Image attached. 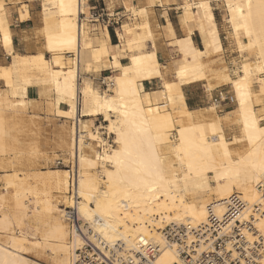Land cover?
Instances as JSON below:
<instances>
[{"label":"bare ground","instance_id":"bare-ground-1","mask_svg":"<svg viewBox=\"0 0 264 264\" xmlns=\"http://www.w3.org/2000/svg\"><path fill=\"white\" fill-rule=\"evenodd\" d=\"M186 1L181 7L186 38L174 42L181 55L175 80L152 92L140 90L139 84L163 78L165 66L155 51L139 49L152 38L149 22L123 28L121 40L130 55L128 63L122 64L123 49L109 44L106 29L99 35L90 34L82 17L88 0H44V46L53 54L48 60L43 53H15L10 24L0 13V40L11 56L8 67L0 65V82L7 86L0 90V162L11 167L21 162L30 151L27 136L33 133L41 138L36 107L42 99L47 118L74 121L71 126L63 123L57 146L75 158L74 192L81 199L71 203L67 196L71 187L68 170L23 178L15 171L10 174L8 181L15 187L13 204L6 203V193L0 194V264H74L83 242L67 223L62 202L77 204L80 216L109 243L122 241L127 251L140 242L159 247L155 264H187L164 231L169 226H185L187 244L194 246L199 241L192 230L207 227L212 209L220 235L239 228L240 241L248 252L262 243L259 257L250 264H264V0H225L232 35L242 51L255 52V60H245L243 74L229 78L236 110L220 117L215 115L217 105L211 104L207 108L214 112L210 120L203 116L205 109L201 115V111L170 102L171 97L182 95L183 86L207 80L208 61L223 50L211 0ZM193 6L198 8L195 19L190 18ZM29 17L24 9L20 20ZM192 24H197L204 50L192 39ZM242 37L248 39L247 44ZM65 54L73 55L69 68L60 61ZM110 66L119 74L106 80L112 88L102 92L89 74ZM32 71L41 76H32ZM254 76L257 90L252 84ZM29 87L40 89L38 100H13ZM61 103L68 108L60 109ZM98 116L107 125L84 134L81 129L87 124L83 119ZM234 123L239 135L228 141L225 128ZM101 129L115 136V146L99 137ZM87 139L99 143L103 151L86 153ZM30 178L41 185L49 183L54 193L39 191L41 185L39 189L36 184L28 185ZM194 247L195 259L208 244L201 240ZM240 264L248 263L241 260Z\"/></svg>","mask_w":264,"mask_h":264},{"label":"crops","instance_id":"crops-1","mask_svg":"<svg viewBox=\"0 0 264 264\" xmlns=\"http://www.w3.org/2000/svg\"><path fill=\"white\" fill-rule=\"evenodd\" d=\"M21 1L26 3L25 6H27L29 11L30 17L28 20H20V14L24 11L20 3L14 4L13 2H6V9L9 12L8 22L12 32L13 49L15 53L22 56L36 55L40 52L44 53L45 55H49L50 53L45 50L44 38H42L40 35L41 29L43 27V17L41 12L36 10V5L40 6L41 8L42 5L36 4L37 0ZM195 1L198 2L201 0ZM211 1L210 4L214 10V15L218 24V29L220 31V40L223 46L222 53H219V56L213 55L211 58L217 60L219 67H222L223 64H226L228 68L234 70V68L237 67L236 64H239L243 58L247 56V53L242 52V50L239 48L241 45L235 41L231 34L232 28L229 26V13L226 9L225 0ZM186 2V0H88V10L90 17L89 22L90 25L95 28L93 32H97L96 34L99 35V28L101 32L105 29L108 31L109 44L111 46H121L123 49L120 52L121 56L119 55L121 63L123 59L128 60L130 55L127 44L121 40L120 35L123 31V28L131 27L130 25H135V23L143 24L145 22H149L152 30V38H148L142 47H139V49H142L141 51H155L158 61L163 66H165L163 69H167V72H164L163 70V78L141 82L139 84L140 90L152 92L159 90L157 89L159 86L162 88L164 82H173L171 81V78H175V70L181 61L180 49L174 44V42L178 39L186 38V28L181 22V17L183 14L181 7L185 6ZM142 8H144L146 11L140 10ZM131 9H137L136 11H138L141 15L146 14L147 18L144 20L137 18V16L130 11ZM100 10H103L108 14L117 15L116 18H111L112 22L110 23L109 27H106L101 23V21H99L97 17H95V15L99 14ZM197 12V6H193L190 18L195 19ZM196 25L197 24L191 25V27L194 28L192 39L197 48L204 50L200 31L197 27H195ZM242 42L247 44L248 39L242 37ZM147 47L148 49H146ZM5 50L6 49L3 47L0 40V65H3L5 59L11 60L10 54L7 50ZM109 59L110 61H113L114 56L111 55ZM111 71L114 73V75L117 72L110 66L109 69H101L99 72L94 74L101 73L102 77L100 76L98 79H101V83L104 85L105 81L108 80L110 76H104L103 74L112 73ZM228 73L231 77L232 75L229 71ZM223 77L225 78L224 74L216 76L208 75L207 80L183 86L182 95L173 96V98L176 104L182 108H188L192 111L202 112L204 109L206 110L211 104H213V100L217 97L218 89H223L232 95L229 89L223 88L224 86L215 88L212 91L207 89V86H212L211 80H216L217 83H220ZM206 81H208L209 85H207ZM30 88L31 87L28 88L29 90L26 93V99L38 100L40 96V89H38V87ZM67 108L68 106L66 103L60 104V109L66 110ZM234 110H236V103L222 105V111L225 114L233 112ZM225 132L228 135V138H230L231 133H233L230 128H225ZM238 132L239 131L237 129L234 133Z\"/></svg>","mask_w":264,"mask_h":264},{"label":"rangeland","instance_id":"rangeland-1","mask_svg":"<svg viewBox=\"0 0 264 264\" xmlns=\"http://www.w3.org/2000/svg\"><path fill=\"white\" fill-rule=\"evenodd\" d=\"M6 2H13L14 4L20 3V5L22 6L23 9H27V7L25 6L26 3L23 2V1H21V0H0V5H1L0 6V13L2 12L4 14V17L7 18V20H8L9 12L6 9ZM43 3H44V0H37V3L36 4H41L43 6ZM42 9H43V7L41 8L40 6L36 5V10L39 11V12H41V15L43 17V10ZM131 12L134 15H136L137 18H140L142 20H144V19L147 18V15L146 14L141 15L135 9H133ZM82 17H83V19H86L85 22L87 21L86 23L89 24L88 27H90L89 28L90 29V34L92 36L97 35L96 34L97 32H93V30L95 28L92 27L90 25V23H89V19H88V18H90L89 17V10H87L86 15L85 16H82ZM137 24L138 23H135V25H137ZM43 25H44V21H43ZM135 25H130V26H135ZM229 26H231V25H229ZM98 32L101 33L100 28H99V31ZM40 35L42 36V38H44L43 30L42 29H41ZM154 38H155V36H154ZM239 48L241 49V47H239ZM146 49H148V47ZM244 51L246 52V50H243L242 52H244ZM40 53H42V52H40ZM246 53H247V56L245 58H243V60L239 64H236L237 67H235L234 70L228 68V66L226 64H223L222 67H219L218 64H217V60L210 58L211 61L209 60L208 61V64H209V67H210L211 71L207 74V79H208V75L216 76V75H220V74L221 75L224 74L225 75V78L223 77V79L220 81V83H217L216 80H211L212 86L208 84V81H206L207 82V85H209V86H207V89L212 91L215 88L223 87L224 86L223 88L229 89L230 92H231V94L234 96L235 94L233 92V89L231 88L229 78L230 79H236V78L240 77L243 74L241 72H244L243 62L245 60L246 61L255 60V52L254 51L247 50ZM45 57L48 60H52L53 59V54L50 53L49 55H45ZM61 57H62L60 59L61 63L65 62L67 68L71 67L73 55H72V57H70L69 55L65 54V55H63ZM10 61L11 60H6L5 59L4 62H3L4 67H8ZM127 62H128L127 59H123V61H122V63H127ZM3 65H1V66H3ZM163 70H164V72H167V69H163ZM228 71L232 75L231 77H230ZM116 74H118V72H116L115 75ZM31 75L34 76V77L41 76V74H39L36 71H32L31 72ZM103 75L104 76H112V75H114V73L112 72V73L103 74ZM89 76L92 79L94 85L96 87H98L100 89V91L103 92V91H107V90H109V89L112 88V86L108 88L107 81H105V84L103 85L101 83L102 80L101 79H98L101 76V73H97V74L90 73ZM258 76H262V74H258ZM171 79H172L171 81H174L175 80L174 77L171 78ZM110 81H111V79L109 80V82ZM252 84H253L255 90L259 89V85H258V82H257V76H254L252 78ZM160 88H161V86H159V88H157V89H160ZM6 89H7V86L4 85L2 82H0V90L3 91V90H6ZM26 93L27 92H26L25 89L21 90V96L14 95L13 96V100L14 101H17L19 99L24 98L26 96ZM262 98L264 100V96H262ZM170 102L172 103L173 106L180 107L179 105L176 104V102H175V100H174L173 97L170 98ZM210 106H212V105H210ZM36 110L38 112H40L39 115H38V118L36 120H38V119L41 120V121L38 120V122H40V127L43 130V131L41 130L42 132L40 131L41 138H40V136H38L36 134H33V133H31V134H29L27 136V140H29L27 142V144L30 147H32V149L29 148V146L27 145V148L30 149V151L28 150L24 154V156L26 155V158L23 157L25 159L22 160L21 162L19 161V163H15L12 167L9 166L8 163H4L3 164L2 162H0V194L2 193L4 195L6 193L4 195V197L6 198V200H7L6 203L8 205H10L11 202L13 204V200L12 199H13V195L15 193V191H14L15 190V187H14V185L10 184L9 181H8L9 180V177H10L9 176L10 174L17 172L18 175L20 174L19 175L20 178H23L25 175H28V174L33 175L32 177H34V176H39L41 174L49 173V171H51V170H68L70 172V176H71L70 177V180H71L72 176H74V174H75L74 171H76V168H75L76 167L75 158L74 157H71V155L69 153L60 150V148H58V146H57V141L59 139V131H60V128L63 125V123L65 125H67V126H71L74 121H65L64 119H60V118H57V117H54V116H50V117L48 116V118H47V114L42 111V99H41L40 103L38 104V106L36 107ZM203 112H201L200 114L203 115L202 114ZM210 113L213 115L214 112H209L206 109V112H204V115L203 116H205V118L207 120H210L209 119V114ZM224 114L225 113L222 111V107H217L216 108V111H215V115L216 116L218 115V116L221 117ZM83 121H84V125L86 126V124H87V126L86 127L83 126L85 130L82 127L81 131L83 130L82 132L83 133L85 132L84 134H86V135L89 133V131H90V133H92V131H93V133H96V131H95L96 129L95 128L97 126L107 125V123L104 122L102 116H98L96 118H86V119H83ZM66 122H68V123H66ZM228 126H226V128H230L233 131V133H231L230 138H228V135L227 134H226V137H227V140L228 141H232L233 140L232 139L233 136H235V135L238 136L239 135V132L238 133H234L236 131V129L239 130V126L237 124H235V125L230 124ZM99 132H100L99 137H101L103 139V141L105 143H107V145L114 144L113 146H115V143H114L115 136L114 135H110L106 129H101V130H99ZM173 134L175 135L176 132H173ZM174 135L171 137L172 140H174L175 137H176V135L175 136ZM86 143H88V146H85L84 148L86 149V153L89 152L88 154L91 153V150L92 149L93 150L95 149L94 151H97L99 153L103 151V146L102 147L99 146V143H97V142L95 143V142H92L91 140L87 139ZM90 146H91V148H90ZM34 148H36V149H34ZM31 150H32V152H31ZM29 152H31V153H29ZM28 154H30V155H28ZM90 155H92V153ZM6 165H8V167H6ZM37 181L38 180H36V178H33V179L30 178L27 181V184L30 185V186H33V185L36 186V185H38V189H39L41 184H39ZM7 183L10 186H7L8 185ZM11 185H12L13 188L11 187ZM47 185H48V187H47ZM47 185L45 186V184L44 185L42 184L41 185V188H40L41 190L39 189V191H42V190H44V191H51L52 188L50 189L51 186L49 185V183ZM52 193H54L53 190L51 191V194ZM67 196L70 197L69 194ZM9 202H10V204H9ZM61 205H62L61 206L62 209H65L67 206H69L68 204H64L63 202L61 203ZM260 245L262 247V243H260ZM29 257L32 258V259H37V257H35L34 255H30Z\"/></svg>","mask_w":264,"mask_h":264},{"label":"built area","instance_id":"built-area-1","mask_svg":"<svg viewBox=\"0 0 264 264\" xmlns=\"http://www.w3.org/2000/svg\"><path fill=\"white\" fill-rule=\"evenodd\" d=\"M95 17L106 27H109L112 22L111 18H116L117 15L108 14L100 10L99 14L95 15ZM234 103L236 101L233 95H230L223 89L217 90V97L213 100V105L222 107V105ZM74 179L75 175L70 180L69 195L71 203L81 200L74 192ZM211 210L209 209V224L207 227L192 230L194 237L199 242L204 240L208 244V249L195 259L196 252L194 246L199 242L193 243L194 246L187 244V227L169 226L164 231L167 240L178 246L181 258L187 264H240L241 260L250 264L256 261L259 257L258 254L261 246H257L255 250H249L248 252L244 243L240 241L241 235L239 234L241 231L236 227L229 230V234L220 235L221 229L218 226V219H216ZM65 219L83 242L81 247L76 251L74 264H155L160 254V248L152 246L151 243L144 245L140 242L136 248L127 251L125 243L122 241L107 242L80 216L77 204L69 205V207L65 208ZM96 219L98 223H103L99 217H96ZM210 238H212V242H210ZM228 245H230L229 250ZM234 253L238 255L234 256Z\"/></svg>","mask_w":264,"mask_h":264}]
</instances>
